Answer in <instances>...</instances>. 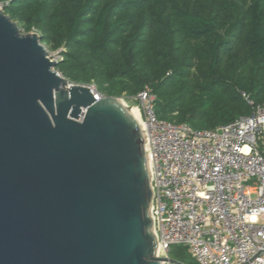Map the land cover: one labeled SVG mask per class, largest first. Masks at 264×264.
Here are the masks:
<instances>
[{
    "label": "water",
    "instance_id": "obj_1",
    "mask_svg": "<svg viewBox=\"0 0 264 264\" xmlns=\"http://www.w3.org/2000/svg\"><path fill=\"white\" fill-rule=\"evenodd\" d=\"M57 65L0 9V264H184L157 257L140 126Z\"/></svg>",
    "mask_w": 264,
    "mask_h": 264
},
{
    "label": "trees",
    "instance_id": "obj_2",
    "mask_svg": "<svg viewBox=\"0 0 264 264\" xmlns=\"http://www.w3.org/2000/svg\"><path fill=\"white\" fill-rule=\"evenodd\" d=\"M60 51L56 71L102 96L149 88L159 119L214 130L264 106V0H0ZM170 257L195 263L184 247Z\"/></svg>",
    "mask_w": 264,
    "mask_h": 264
},
{
    "label": "built area",
    "instance_id": "obj_3",
    "mask_svg": "<svg viewBox=\"0 0 264 264\" xmlns=\"http://www.w3.org/2000/svg\"><path fill=\"white\" fill-rule=\"evenodd\" d=\"M242 95L251 115L202 131L159 119L148 87L129 100L146 132L161 259L180 246L197 264H264V106Z\"/></svg>",
    "mask_w": 264,
    "mask_h": 264
},
{
    "label": "bare ground",
    "instance_id": "obj_4",
    "mask_svg": "<svg viewBox=\"0 0 264 264\" xmlns=\"http://www.w3.org/2000/svg\"><path fill=\"white\" fill-rule=\"evenodd\" d=\"M119 103L129 111V113L132 115V117L135 119V121L138 123V125L140 126L141 128V131H142V134L144 136V138L146 137V132H145V129H144V125H143V122H142V119H141V116H140V113H139V110L134 107V106H130L128 105V103H126L124 100H119ZM145 145H146V148H147V151H148V154H149V148H148V145H147V142L145 140ZM157 257L158 258H161L162 257V251L160 249V247L158 246L157 247Z\"/></svg>",
    "mask_w": 264,
    "mask_h": 264
},
{
    "label": "rangeland",
    "instance_id": "obj_5",
    "mask_svg": "<svg viewBox=\"0 0 264 264\" xmlns=\"http://www.w3.org/2000/svg\"><path fill=\"white\" fill-rule=\"evenodd\" d=\"M21 33L24 34V35H27V33H25L23 30H21ZM31 33H33V32H31ZM45 48H46L47 51L49 52L52 61L60 62V60H61V54H60V51H52L50 48H48V47H46V46H45ZM75 85H76V84H75ZM90 87H91L92 89H94V90L97 91L95 85H92V86H90ZM120 99H123L124 101H126L127 103H129L130 106L135 105L134 102L129 101V100L125 99V98H120ZM128 101H129V102H128ZM129 104H128V105H129Z\"/></svg>",
    "mask_w": 264,
    "mask_h": 264
}]
</instances>
